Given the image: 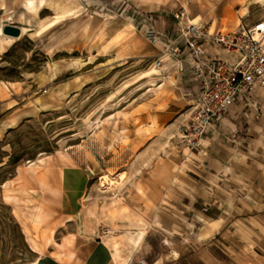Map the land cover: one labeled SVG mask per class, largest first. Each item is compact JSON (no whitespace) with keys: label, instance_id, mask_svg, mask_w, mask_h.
<instances>
[{"label":"rangeland","instance_id":"1","mask_svg":"<svg viewBox=\"0 0 264 264\" xmlns=\"http://www.w3.org/2000/svg\"><path fill=\"white\" fill-rule=\"evenodd\" d=\"M171 3L150 11L171 29L163 34L135 26L133 0H43L37 13L0 0V26L27 28L0 35V264H50L56 244L39 224L46 166L70 181L56 208L68 229L102 236L115 264H263L264 91L236 101L193 147L199 88L171 62L155 73L162 46L149 35L174 36L177 23L163 21L182 6L211 32L264 13L246 24L208 15L211 0ZM106 173L125 179L103 192Z\"/></svg>","mask_w":264,"mask_h":264},{"label":"built area","instance_id":"2","mask_svg":"<svg viewBox=\"0 0 264 264\" xmlns=\"http://www.w3.org/2000/svg\"><path fill=\"white\" fill-rule=\"evenodd\" d=\"M172 16L177 32L171 39L149 35L152 44L162 46L153 66L163 68L169 62L177 69L185 63L189 66L191 78L199 88L186 128L195 147L208 126L224 118L236 101L249 100L264 91V21L236 31L211 32L190 18L184 6L174 10ZM208 45L225 48L232 59L209 56Z\"/></svg>","mask_w":264,"mask_h":264},{"label":"crops","instance_id":"3","mask_svg":"<svg viewBox=\"0 0 264 264\" xmlns=\"http://www.w3.org/2000/svg\"><path fill=\"white\" fill-rule=\"evenodd\" d=\"M124 1L129 2L130 0ZM158 1L160 0H133V2L136 3L134 5L139 7L138 12L142 15L141 20L139 18L133 20L135 26L137 25L136 27L146 25L153 29H159L164 32L163 34H166L169 29L162 26V22L160 23L159 21H156L154 23L152 19H154L156 13L150 11H154L153 9L155 8H160V6L162 9H166L174 4L171 3L173 0ZM211 3L212 5L209 6L208 15H211L217 20L226 16L234 20V15H236L238 19H244L247 24L252 19V16L256 14V9L264 13V0H211ZM241 10L243 12H241ZM165 20L166 22L163 21V23L167 27L169 22L176 26V22L171 20V17H165ZM212 22L213 23H210V27L215 24L214 21ZM171 38L166 37L167 40ZM122 47H125L124 42L114 44L113 48H119V52H122ZM126 47V50H135L137 47L135 46L134 39L128 42ZM207 54L212 57L218 56L228 61L232 59V55L228 50L213 45L207 46ZM127 57L133 58L136 56L132 55ZM182 69L183 72L179 74L189 75L188 77L191 81L192 78L189 66L185 63ZM172 70L174 71L173 74L181 72V70L177 68ZM163 79L165 84L167 77H164ZM188 83L191 87L185 89V91H188L194 85L191 82ZM196 86L197 85H195V88L197 89ZM55 171L58 175L57 177L52 178ZM40 184L42 189L46 192V195L41 204L39 224L41 229L48 233V236L51 237L56 244L50 251V264H115L113 252L105 247V240L102 236H86L80 232L69 230L68 226L72 222L71 218L66 216L62 209H56L57 207H63L68 200V194L70 191V188L68 187H70V181L66 172L64 170H54V168L46 166L42 170ZM59 233L62 234L56 239V236H58ZM53 235L55 236L54 238ZM262 263L264 264V261H262Z\"/></svg>","mask_w":264,"mask_h":264},{"label":"bare ground","instance_id":"4","mask_svg":"<svg viewBox=\"0 0 264 264\" xmlns=\"http://www.w3.org/2000/svg\"><path fill=\"white\" fill-rule=\"evenodd\" d=\"M42 5H43V0H40L38 3H34L33 0H28V6L35 12L37 13L41 8H42ZM3 28H4V25L0 26V35H5V33L3 32ZM21 29V35H24L27 31V28L26 27H20ZM156 70H155V73L156 74H159L162 70V68H159V67H155ZM165 68V67H163ZM154 73V74H155ZM4 86V87H8L7 83L6 82H1L0 83V86ZM212 126V124H210L208 127ZM125 177H124V173H119L117 175H114L112 173H106L104 174L101 179H100V189H102V191H106L107 189H115L116 186L124 181Z\"/></svg>","mask_w":264,"mask_h":264},{"label":"water","instance_id":"5","mask_svg":"<svg viewBox=\"0 0 264 264\" xmlns=\"http://www.w3.org/2000/svg\"><path fill=\"white\" fill-rule=\"evenodd\" d=\"M3 32L5 34H9L12 36H20L21 35V29L19 26L16 25H6L3 28Z\"/></svg>","mask_w":264,"mask_h":264}]
</instances>
